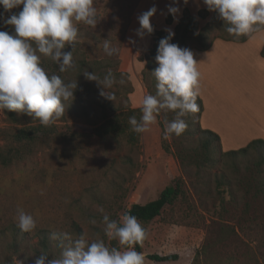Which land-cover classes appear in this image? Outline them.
I'll return each instance as SVG.
<instances>
[{
    "label": "rangeland",
    "instance_id": "374dc122",
    "mask_svg": "<svg viewBox=\"0 0 264 264\" xmlns=\"http://www.w3.org/2000/svg\"><path fill=\"white\" fill-rule=\"evenodd\" d=\"M135 1L94 0L98 17L95 28L83 22H76L79 30L78 40H84L85 34L91 36L89 43L93 50H74L73 59L76 60L83 52L88 53L91 58L101 60L95 69L96 75L102 78L108 70H117L119 73H114L117 81L123 79L124 83H116L109 90L114 94L112 101L100 95L97 82L91 81L96 94L86 98L84 102L65 104L64 115L53 122L58 132H66L65 141L60 138L51 140L11 165L0 164V227L6 226L10 221L17 222L16 210L21 207L33 215L36 227L63 228L69 218L73 217L81 225L89 242L102 239L101 234L105 233L102 223L104 214L109 215L111 219L113 213L117 212V217L122 221V209H119V204L128 207L132 203H145L155 199L175 177L183 175L186 180L185 197L165 207L162 214L154 220L142 224L147 231V237L142 243L141 252L146 257L145 264H206L194 261L195 252L203 244L207 230L201 215L203 214L209 222L210 215L217 207L213 202H218L213 199L214 186L222 176L230 178L231 187L237 190V176L229 162L219 165L210 163L209 167L201 171L191 167L192 177H187L176 157L164 151L162 147V140L167 139L164 134L166 123L162 128L158 116L156 123L140 133L135 145L129 144L124 137L99 139L89 132L92 124L100 120L102 102H111L118 109L136 108L141 107L142 98L147 94L141 71L153 39L147 34L150 46L143 39L137 41V38L134 39L135 43H130L131 23L138 20L142 12L155 5L157 11L150 18L153 29L171 28L174 31L185 9L179 6L178 20L173 18L172 22L168 23V5H161L169 4L170 1L158 4L155 0H140L130 19V5ZM186 8L198 18L200 27H203L213 14L206 6ZM0 12H3L5 17L14 13L13 9L4 12L2 6ZM200 12H203L204 18L199 15ZM10 28L11 25H4L0 20V30L8 31ZM124 30L125 40L118 53L107 55L103 50L104 40L112 39L117 42ZM43 57L50 58L41 55V59ZM129 83L132 84V92H128ZM8 112L7 109H0V146L4 142V130L16 126V123L10 121ZM174 138L176 135H168L167 140L172 142ZM191 142L195 141L191 139ZM209 172L212 174L211 196L201 194L208 191L204 176ZM236 193L238 205L225 204L226 219H229L231 214L240 216L244 213L243 193ZM224 195L229 197L228 192ZM200 200L205 202V205L200 206ZM99 208H103L104 212L98 211ZM249 212L245 225L246 234H242V237L250 241V237L255 238L257 235L254 233L251 218L258 216L263 221L264 203L258 202ZM92 220H95L96 224H92ZM261 225L262 222L259 223V226ZM251 245L255 246V243ZM230 250L226 246L219 247L218 253L213 256L212 264H245L244 258L227 262V253ZM149 254H177L178 259L158 262L149 259Z\"/></svg>",
    "mask_w": 264,
    "mask_h": 264
},
{
    "label": "trees",
    "instance_id": "16d2710c",
    "mask_svg": "<svg viewBox=\"0 0 264 264\" xmlns=\"http://www.w3.org/2000/svg\"><path fill=\"white\" fill-rule=\"evenodd\" d=\"M139 1L136 0L134 4L130 5L128 18L130 17L131 19ZM21 9L22 6L13 9V12H19ZM199 15L203 18L205 17L203 12H200ZM172 20V14H168L166 21L171 23ZM262 29H264V26H259L256 31L237 38L225 31V26L223 21L219 19L218 13L213 11L210 20L203 27H200L198 18L185 8L182 17L174 27L175 35L171 42L178 44L182 48L204 51L210 48L217 38L243 42ZM8 32H13L12 26ZM125 35L126 31L124 30L119 37V41L108 40L112 46L120 49L125 40ZM150 35L153 39V44L145 55V63L141 74L146 85L147 94L155 95L157 81L152 75V71L158 67V63L155 60L158 42L167 35V32L164 29H154ZM90 37L85 34L84 40H77L72 49L66 45L64 50H72V52L74 50H93L89 43ZM261 55L264 56V46L261 50ZM100 61L91 58L88 53L83 52L76 60L74 59L75 66L65 72H60L58 64L52 61L51 58L46 59L43 57L41 66L49 75L56 74L60 76L65 83L76 80L77 89L74 90L73 99L70 98L69 101L65 102L67 105L74 104V102H84L86 98L96 94L93 83L85 78L83 72L95 73ZM111 71L113 74L119 73L116 72L117 70ZM128 85V92H132V84L129 83ZM196 102L199 105V111L189 113L183 117L188 125L186 131L182 135L176 136L172 142H169L167 140L168 136H166L167 139L162 140V147L164 151L170 152L176 157L187 177H192L191 167L201 171L209 167L210 163L219 165L229 162L237 176L235 183L237 190L231 187L230 178L228 177L222 176L220 180L216 181L213 199L218 202L214 201L213 203L218 209L216 207L214 213L210 215L209 222H207L203 214L201 215L203 217V225H205L207 230L203 244L195 252L194 261L212 264L214 262L213 256L218 253L219 247L226 246L231 249L227 253V262L244 258L245 264H263L264 215L262 216L263 221L258 216L251 218V222L254 223V233L257 234L255 238H249L252 242L245 240L242 234H246L245 225L248 219L247 215H250L249 211L258 202L264 203V139L256 138L244 147L224 151L220 136L216 132L202 128L200 118L203 111V102L200 96H198ZM101 105L100 120L92 124V128L89 130L90 134L99 139L124 137L129 144H137L140 133L134 132L128 121L131 116H135L137 120L140 119L142 115L141 107L118 109L111 102H102ZM175 115L176 113L173 111L161 110L157 115L162 124L161 127L164 128L163 125L173 120ZM8 116L12 123H16V126L4 130V136L2 137L4 142L0 146V164L4 166L11 165L15 161L25 158L44 143L59 138L61 141L67 139L66 132H58L56 124L52 123L49 126H44L36 118H31L26 114H17L13 111H9ZM191 139L195 142H191ZM183 142L185 143L183 144ZM242 163L243 165L241 166ZM211 175L210 172L205 174L204 182L208 184L206 186L208 191L201 192V194L212 195ZM216 176L218 175L216 174ZM185 186L186 180L183 175L175 177L169 185L161 190L155 199L145 203H132L128 207H123L119 204V209H122L121 216L123 217V214L129 211L131 215L138 219L141 225L147 224L160 216L165 207L174 204L177 199L185 197ZM236 191H242L243 193L242 205L244 213L240 216L231 214L229 219H226L224 218L225 204L238 205L239 199ZM225 192H228V198L224 195ZM199 203L200 206L205 205V202L201 200ZM111 219L122 222L121 218L117 217V212L113 213ZM260 222H262L261 226H259ZM65 227L59 229L49 226L35 227L33 231L26 233L19 229L17 222L10 221L6 226L0 227V264H34L35 259L42 253L47 254L48 259L59 258L64 247L83 234L81 225L73 217L69 218ZM65 232L69 233L71 240H67L60 235ZM53 233L57 234V238H53ZM101 238L110 247L125 249L124 246L119 244L118 240H109L105 233L101 234ZM253 242L255 246L251 245ZM135 249L141 252L142 244L136 245ZM147 257L158 262L178 259L177 254L164 256L149 254Z\"/></svg>",
    "mask_w": 264,
    "mask_h": 264
},
{
    "label": "clouds",
    "instance_id": "9594fccd",
    "mask_svg": "<svg viewBox=\"0 0 264 264\" xmlns=\"http://www.w3.org/2000/svg\"><path fill=\"white\" fill-rule=\"evenodd\" d=\"M188 0H183L187 4ZM180 0H172L167 6L168 12L178 20ZM208 11L218 13L225 31L239 38L264 26V0H203ZM4 12L22 6L19 12L5 17L0 12L4 25H11L13 32L0 30V109L26 114L39 120L41 125L49 126L61 118L65 112V102L73 99L77 82L65 83L56 75H49L41 66V55L50 57L65 72L75 66L72 50L64 51L66 45L72 49L78 40L76 22H83L95 28L98 17L94 0H0ZM153 5L138 16L139 28L136 36L153 33L150 18L156 13ZM167 35L158 42L155 60L158 63L152 71L157 84L155 95L146 94L142 98V115L139 120L129 117V124L136 133H143L156 123L161 110L176 113L175 118L166 123L165 135H182L188 125L185 119L189 113L199 111L197 98L200 92L199 62L189 48H182L171 42L175 33L166 28ZM130 43H135L129 37ZM104 52L112 56L119 49L107 39L103 43ZM89 81H96L100 95L114 100L109 90L117 81L111 70L101 78L93 72H83ZM98 211L104 212L103 208ZM17 226L22 232H31L36 227L33 215L18 207L16 210ZM96 224L95 220L91 221ZM105 235L109 240H118L125 250L110 247L103 239L89 242L86 234L64 247L61 256L48 259L41 254L34 264H145L146 257L135 246L142 244L147 237L146 229L129 211L123 214L122 222L102 217ZM71 240L69 233H61ZM53 238L57 234L53 233Z\"/></svg>",
    "mask_w": 264,
    "mask_h": 264
},
{
    "label": "crops",
    "instance_id": "0c3cea01",
    "mask_svg": "<svg viewBox=\"0 0 264 264\" xmlns=\"http://www.w3.org/2000/svg\"><path fill=\"white\" fill-rule=\"evenodd\" d=\"M147 1V0H144ZM157 3L172 0H155ZM158 3V4H159ZM164 4V3H163ZM179 6L205 7L203 0H188ZM138 20L131 23L130 37L136 36ZM129 37V34H128ZM264 29L243 42L217 38L207 50L191 49L199 62L202 128L216 132L224 151L235 150L256 138L264 139ZM137 61V58L134 57Z\"/></svg>",
    "mask_w": 264,
    "mask_h": 264
}]
</instances>
